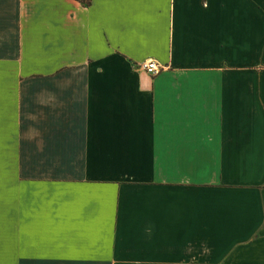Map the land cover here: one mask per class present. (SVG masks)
Masks as SVG:
<instances>
[{"label":"crops","instance_id":"obj_1","mask_svg":"<svg viewBox=\"0 0 264 264\" xmlns=\"http://www.w3.org/2000/svg\"><path fill=\"white\" fill-rule=\"evenodd\" d=\"M0 167V264H264V0H0Z\"/></svg>","mask_w":264,"mask_h":264},{"label":"built area","instance_id":"obj_2","mask_svg":"<svg viewBox=\"0 0 264 264\" xmlns=\"http://www.w3.org/2000/svg\"><path fill=\"white\" fill-rule=\"evenodd\" d=\"M140 68L146 71L151 76L157 75L164 67L153 59H148L140 63Z\"/></svg>","mask_w":264,"mask_h":264},{"label":"rangeland","instance_id":"obj_3","mask_svg":"<svg viewBox=\"0 0 264 264\" xmlns=\"http://www.w3.org/2000/svg\"><path fill=\"white\" fill-rule=\"evenodd\" d=\"M3 169H4V167H0V172H2Z\"/></svg>","mask_w":264,"mask_h":264}]
</instances>
